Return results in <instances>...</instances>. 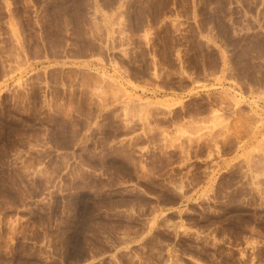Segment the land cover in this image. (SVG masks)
<instances>
[{
    "label": "rangeland",
    "instance_id": "obj_1",
    "mask_svg": "<svg viewBox=\"0 0 264 264\" xmlns=\"http://www.w3.org/2000/svg\"><path fill=\"white\" fill-rule=\"evenodd\" d=\"M0 91V264H264V0H35Z\"/></svg>",
    "mask_w": 264,
    "mask_h": 264
},
{
    "label": "crops",
    "instance_id": "obj_2",
    "mask_svg": "<svg viewBox=\"0 0 264 264\" xmlns=\"http://www.w3.org/2000/svg\"><path fill=\"white\" fill-rule=\"evenodd\" d=\"M35 4V0H0V91L3 83L10 75L11 64L21 59L16 37L12 32L16 23L22 20L25 9ZM251 93L248 94L252 102V109H260L264 115V77L250 80Z\"/></svg>",
    "mask_w": 264,
    "mask_h": 264
}]
</instances>
